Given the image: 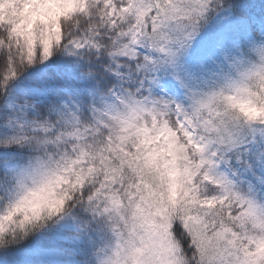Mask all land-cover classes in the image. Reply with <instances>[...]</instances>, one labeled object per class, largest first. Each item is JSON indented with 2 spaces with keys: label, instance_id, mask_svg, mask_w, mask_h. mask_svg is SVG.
<instances>
[{
  "label": "snow or ice",
  "instance_id": "6c2138e0",
  "mask_svg": "<svg viewBox=\"0 0 264 264\" xmlns=\"http://www.w3.org/2000/svg\"><path fill=\"white\" fill-rule=\"evenodd\" d=\"M0 264H264V0H0Z\"/></svg>",
  "mask_w": 264,
  "mask_h": 264
}]
</instances>
